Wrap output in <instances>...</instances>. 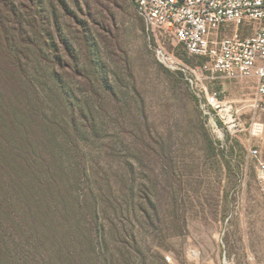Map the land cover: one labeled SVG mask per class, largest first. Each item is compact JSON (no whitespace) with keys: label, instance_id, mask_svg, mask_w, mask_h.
I'll return each instance as SVG.
<instances>
[{"label":"rangeland","instance_id":"obj_1","mask_svg":"<svg viewBox=\"0 0 264 264\" xmlns=\"http://www.w3.org/2000/svg\"><path fill=\"white\" fill-rule=\"evenodd\" d=\"M15 1L27 32L15 43H69L80 67L62 71L81 129L78 151L58 149L62 206L104 227L123 264H264V199L256 161L247 158L251 147L264 159V128L227 136L220 147L186 84L147 48L130 0ZM32 1L47 15V32ZM166 46L186 63L201 62ZM255 84L220 80L210 88L248 124L251 112L241 108Z\"/></svg>","mask_w":264,"mask_h":264},{"label":"trees","instance_id":"obj_2","mask_svg":"<svg viewBox=\"0 0 264 264\" xmlns=\"http://www.w3.org/2000/svg\"><path fill=\"white\" fill-rule=\"evenodd\" d=\"M32 3L47 32V15ZM24 24L16 1L0 0V264H123L104 227L62 206L58 149L78 151L81 133L77 96L62 71L79 72L77 56L69 43H15Z\"/></svg>","mask_w":264,"mask_h":264},{"label":"built area","instance_id":"obj_3","mask_svg":"<svg viewBox=\"0 0 264 264\" xmlns=\"http://www.w3.org/2000/svg\"><path fill=\"white\" fill-rule=\"evenodd\" d=\"M144 24L147 48L155 60L188 87L204 123L223 147L226 137L261 133L264 123V0H130ZM247 33V34H245ZM180 46L200 63H186L166 43ZM254 78L247 124L240 109L210 84ZM264 199V159L249 147ZM169 261V258H165ZM250 264H258L249 257ZM223 264H226L224 262Z\"/></svg>","mask_w":264,"mask_h":264},{"label":"crops","instance_id":"obj_4","mask_svg":"<svg viewBox=\"0 0 264 264\" xmlns=\"http://www.w3.org/2000/svg\"><path fill=\"white\" fill-rule=\"evenodd\" d=\"M256 81V80H255Z\"/></svg>","mask_w":264,"mask_h":264}]
</instances>
